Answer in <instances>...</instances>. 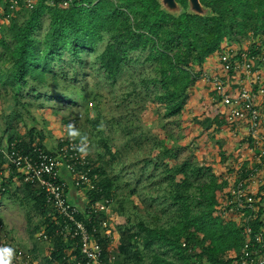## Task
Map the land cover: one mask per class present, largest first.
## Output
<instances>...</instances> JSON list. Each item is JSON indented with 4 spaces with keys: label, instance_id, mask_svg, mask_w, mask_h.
<instances>
[{
    "label": "trees",
    "instance_id": "trees-1",
    "mask_svg": "<svg viewBox=\"0 0 264 264\" xmlns=\"http://www.w3.org/2000/svg\"><path fill=\"white\" fill-rule=\"evenodd\" d=\"M177 1L186 6L187 0ZM200 2L210 8L209 14L183 11L173 15L165 12L158 0H71L66 6L60 0H34L29 10L19 2L14 14L5 19L7 0H0L4 7H0V103L3 109L6 104L13 108L5 115L6 142L15 140L23 152H30L34 145L47 150L42 143L43 129L37 128L33 119L20 127L13 123V118L31 114L34 103L28 98L41 99L39 104L48 102L49 105L52 104L49 101L76 104L78 99H85L81 95L84 85L77 90L75 83L82 80L79 75H83L86 54L100 46L106 34L108 40L95 56L103 77L110 83L115 82L124 71L130 50L147 51L145 59L158 64L156 82L162 89L158 98L164 105L163 115L180 114L185 92L195 83V71H188L191 61L202 63L206 57L216 55L227 33L247 36L252 32L264 39V0ZM44 18L47 25L39 34ZM76 93L78 97L73 98ZM17 107L22 110L21 114L15 110ZM70 138L77 141L76 135ZM98 140L113 155L104 136L100 134ZM78 149L83 151L82 146ZM160 160L157 154L144 161L152 165L149 176L158 177L159 187L167 179L170 187H167V196L174 206L172 214L161 223L157 222L160 216L156 215L155 220L138 218L136 223L127 218L121 229L118 253L128 264H232L244 235L232 213L218 212L219 197L226 182L211 176L189 192L194 186L192 178L205 168L194 165L190 157L179 162L176 153L174 165L163 170L164 176L160 177L162 168L159 173L154 172ZM86 161V175L90 180V185H82L86 199L109 206L114 198L112 179L107 177L105 168ZM175 176L180 177L172 183ZM6 183L3 178L0 189L2 186L5 189ZM31 186L37 189V193H31L38 197L41 210L52 211L37 183L25 184L26 189ZM45 219L49 232L53 228L50 213ZM260 224L261 218L254 223L255 227ZM101 243L102 257L106 259L110 255L108 242ZM59 255L57 251L52 252L54 259Z\"/></svg>",
    "mask_w": 264,
    "mask_h": 264
},
{
    "label": "rangeland",
    "instance_id": "rangeland-1",
    "mask_svg": "<svg viewBox=\"0 0 264 264\" xmlns=\"http://www.w3.org/2000/svg\"><path fill=\"white\" fill-rule=\"evenodd\" d=\"M181 11H188L187 3ZM46 25L47 19L44 18L39 34ZM237 35L241 34L227 33L224 37L232 40ZM107 40L108 34L100 46L86 54L82 64L83 75H79L82 80L75 84L77 90L84 85L81 95L85 99H78L76 104L49 101L52 107H48V102L39 104L41 99L28 98L34 103L31 114L23 113L25 118L14 117L13 123L25 127L33 119L35 126L43 129L53 146L57 145L56 141L62 142L76 135V142L83 147L86 160L97 168L106 169L107 177L113 181L114 192V198L109 203L115 236L110 264H128L117 251L121 229L126 225L127 218L136 223L138 218L155 220L156 215L160 216L157 222L161 223L171 216L174 207L167 196V179H163L164 183L159 187L158 177L149 176L153 167L145 164L146 158L160 155L161 164L154 172L159 173L162 168V174H159L162 177L163 170L174 165L176 153L179 162L190 157L194 165L205 168L200 175L192 178L194 186L189 192H193L196 186L211 176L226 183L227 179H234L237 168L247 155L241 152L243 160L238 165L233 142L224 137L219 122L199 111V93L204 92L194 85L185 92L180 114L163 115L164 105L158 98L162 89L156 82L158 64L145 59L147 51L130 50L121 76L113 83L107 81L95 60L96 53ZM213 57H206L202 63L191 61L188 71H197ZM77 97V93L73 95V98ZM9 109L11 106L6 104L4 111ZM183 111L185 114H182ZM4 119L0 108V138L6 137ZM100 134L113 155L107 153L108 150L106 152L98 140ZM177 177L180 176H175L172 183L177 181ZM6 181L5 189H0V220L7 227L10 239L30 249L40 264H53L52 252L58 238L51 235L52 230L47 231L45 219L48 213L52 217L53 211L47 208L41 210L38 197H33L34 193H31H37L35 186L26 189V183L19 178ZM82 190L85 192L84 187ZM86 197L84 193V199ZM221 198L222 192L217 207ZM44 233L48 235L47 239L42 238Z\"/></svg>",
    "mask_w": 264,
    "mask_h": 264
},
{
    "label": "built area",
    "instance_id": "built-area-1",
    "mask_svg": "<svg viewBox=\"0 0 264 264\" xmlns=\"http://www.w3.org/2000/svg\"><path fill=\"white\" fill-rule=\"evenodd\" d=\"M19 2L26 10L34 6V0H7L5 19L14 14ZM70 2L60 0L62 6ZM195 74L194 86L204 92L199 93L202 110L210 112V116L219 122L225 138L233 142L238 165L243 160L241 152L247 155L234 179H227L217 207L222 215H234L244 235L232 264H264V228L261 224L254 225L261 217V186L264 184L263 37L252 32L247 36L237 35L232 40L224 37L216 56ZM79 146L80 142L70 137L53 149L34 145L30 152L19 150L15 140L2 143L0 182L3 178H19L24 183L39 186L53 211L51 235L58 238L53 251L60 255L53 264H110L115 236L109 206L86 198L83 204L71 202L67 197V184L59 174L60 166L64 165L76 185H90L85 169L86 157ZM76 167H79L78 171ZM42 238L47 239L48 235L44 233ZM102 240L108 242L110 255L106 259L102 257ZM181 244L187 246L185 241ZM6 247L12 249L11 259L0 255V264L4 261L8 264H40L30 249L10 239L7 227L0 220V250Z\"/></svg>",
    "mask_w": 264,
    "mask_h": 264
},
{
    "label": "crops",
    "instance_id": "crops-1",
    "mask_svg": "<svg viewBox=\"0 0 264 264\" xmlns=\"http://www.w3.org/2000/svg\"><path fill=\"white\" fill-rule=\"evenodd\" d=\"M200 106V105H199ZM3 106L0 105V108L2 110V113L4 115H6L8 112H10L12 109H9L8 111H4V109L2 108ZM12 107V106H11ZM198 108V107H197ZM15 110L21 114L22 110L20 108H15ZM201 114L206 115V116H210V112L209 111H203L201 106H200V110ZM22 118H25L24 115H22ZM213 119V118H212ZM5 120V119H4ZM224 135V134H223ZM225 137V135H224ZM6 137L4 138H0V143H4ZM4 140V142H3ZM42 143L44 144V146H46L47 150L53 149V145H51V141H49V138L45 137V139L42 141ZM56 144L57 141H56ZM59 174L61 176V178L66 182L67 184V197L68 199L73 202V203H77V204H83L84 202V192L82 190V188H80L78 185L75 184L73 178H72V174L66 169V167L64 165L60 166L59 168ZM261 220H262V226L264 228V189L261 190Z\"/></svg>",
    "mask_w": 264,
    "mask_h": 264
},
{
    "label": "water",
    "instance_id": "water-1",
    "mask_svg": "<svg viewBox=\"0 0 264 264\" xmlns=\"http://www.w3.org/2000/svg\"><path fill=\"white\" fill-rule=\"evenodd\" d=\"M161 8L170 14L178 15L180 14L182 5L177 0H158ZM187 7L189 13L206 15L209 14L210 8L203 5L200 0H187Z\"/></svg>",
    "mask_w": 264,
    "mask_h": 264
},
{
    "label": "clouds",
    "instance_id": "clouds-1",
    "mask_svg": "<svg viewBox=\"0 0 264 264\" xmlns=\"http://www.w3.org/2000/svg\"><path fill=\"white\" fill-rule=\"evenodd\" d=\"M0 255L8 256V258L10 260L11 256H12V249L6 247V248L0 250ZM4 264H8V261H4Z\"/></svg>",
    "mask_w": 264,
    "mask_h": 264
}]
</instances>
